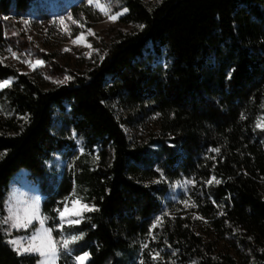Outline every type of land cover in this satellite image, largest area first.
Instances as JSON below:
<instances>
[{
	"label": "trees",
	"instance_id": "16d2710c",
	"mask_svg": "<svg viewBox=\"0 0 264 264\" xmlns=\"http://www.w3.org/2000/svg\"><path fill=\"white\" fill-rule=\"evenodd\" d=\"M119 8L127 28L64 83L40 84L0 57V83L10 81L0 88V214L8 177L25 166L47 191L40 212L54 238L81 237L58 264H81L85 252L82 264H264V0ZM150 117L158 132L133 143L121 123ZM181 180L192 211L232 252L169 205ZM72 198L95 210L63 225ZM36 258L18 254L0 223V264Z\"/></svg>",
	"mask_w": 264,
	"mask_h": 264
},
{
	"label": "rangeland",
	"instance_id": "374dc122",
	"mask_svg": "<svg viewBox=\"0 0 264 264\" xmlns=\"http://www.w3.org/2000/svg\"><path fill=\"white\" fill-rule=\"evenodd\" d=\"M143 1L151 3L155 0ZM119 5L120 0H91V3L89 0H0V29L3 35L0 57L20 71L33 74L40 84L50 85L66 81V77L74 73H82L92 65L94 59L104 51L105 45L116 29L127 28L119 23L117 18L110 19L111 16L118 17L123 12ZM72 7L77 9L75 13L72 12ZM4 19H7V22L3 27L1 25ZM60 21L64 23L61 24ZM81 34L84 36V41L74 44L73 41ZM36 61L41 63L37 65ZM117 111L122 118H125L126 113L123 109ZM121 124L133 143L145 141L159 130L154 117L133 125L127 122ZM53 161L62 164L58 155H55ZM155 180L161 181L158 178ZM171 188L169 205L184 211L185 214H192L195 218V229L205 240L212 241L216 249L232 252L233 248L192 211L193 204L186 190V182L176 181L172 183ZM46 192L37 181L28 177V169L25 166L18 167L8 177L0 223L5 233V241L16 252L18 246L12 245L9 241L19 240L24 247H27L31 236L41 229L39 221L45 218L40 212V203ZM76 201H79V204H76ZM83 205L85 203L82 201L72 198L66 201L61 211L65 208H81ZM168 207L166 212L170 211ZM25 209L29 210L32 223L25 227H12L13 220L9 217L15 213L21 217L20 223H23ZM32 210H35V215H32ZM81 214L79 216L67 214L62 221L60 219V223L71 224L72 221L79 220ZM43 227L50 230L45 222ZM50 235L57 244L58 254L55 264H58L59 252L64 248L62 242L70 238L61 235L55 239L51 230ZM85 253L78 255L77 260ZM35 255L37 256L35 264H38L42 258L38 254Z\"/></svg>",
	"mask_w": 264,
	"mask_h": 264
},
{
	"label": "snow or ice",
	"instance_id": "6c2138e0",
	"mask_svg": "<svg viewBox=\"0 0 264 264\" xmlns=\"http://www.w3.org/2000/svg\"><path fill=\"white\" fill-rule=\"evenodd\" d=\"M89 2L91 3V0H89ZM117 17L116 16H111L110 19L115 20ZM61 24L64 23V21H60ZM75 23V21H74ZM84 41V36L83 34L80 35V37H78L76 40L73 41V43H80ZM88 47H91V45H88ZM13 55L15 56V53H13ZM41 63V61H36V64L39 65ZM70 79V77H66L65 78ZM65 81H59V83H64ZM10 81L9 80H4L2 83H0V88H4L7 87L9 85ZM264 125L258 123L257 127H262ZM213 151H219L218 149H214ZM217 183H219V181H217ZM76 204H79V201L75 202ZM95 210L94 208H90L88 207V205H83L81 208H73V209H68L65 208L64 211L59 212V216L61 221L65 218V216L67 214H74L79 216L82 211H93ZM32 215H35V210H32ZM9 219L13 220L12 223V227L14 228H19V227H25L28 224L32 223L31 217L29 216V210L25 209L24 210V222L20 223V219L21 217L17 214H13L12 217H9ZM45 220L41 219L39 221L40 225H41V229L39 231H37L34 235L31 236V241L29 243V246L24 247L21 244V241L19 240H11L9 241V243H11L12 245L18 246L17 247V252L18 254H38L39 257H41L42 259L40 261H38V264H55V260L58 254V248H57V244L56 242L52 239L51 235H50V230L45 229L43 227ZM159 222V221H158ZM72 223L75 224H79L80 221L79 220H75L72 221ZM155 226V225H154ZM81 237L79 236H73L71 238V241L69 240H64L62 242V245L64 248H67L69 243L74 242L78 239H80ZM87 253H85L84 255L78 257V260L81 262L85 261L87 259Z\"/></svg>",
	"mask_w": 264,
	"mask_h": 264
}]
</instances>
